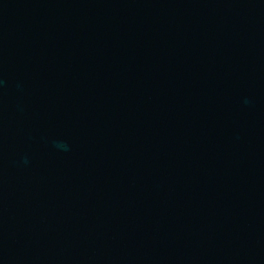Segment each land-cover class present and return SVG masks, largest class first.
Listing matches in <instances>:
<instances>
[{
	"label": "water",
	"instance_id": "obj_1",
	"mask_svg": "<svg viewBox=\"0 0 264 264\" xmlns=\"http://www.w3.org/2000/svg\"><path fill=\"white\" fill-rule=\"evenodd\" d=\"M0 264H264V0H0Z\"/></svg>",
	"mask_w": 264,
	"mask_h": 264
}]
</instances>
